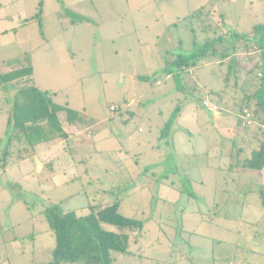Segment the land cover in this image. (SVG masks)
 <instances>
[{
  "label": "rangeland",
  "instance_id": "rangeland-1",
  "mask_svg": "<svg viewBox=\"0 0 264 264\" xmlns=\"http://www.w3.org/2000/svg\"><path fill=\"white\" fill-rule=\"evenodd\" d=\"M74 1L60 0L62 26L46 19L49 43L35 58L32 85L80 111L90 127L38 147L54 170L38 174L35 161L12 154L7 172L10 103L1 94L0 264H55L50 207L82 216L90 204L115 201L143 222L115 264H264V176L235 168L258 148L264 128L227 132L245 96L233 81L226 86L229 59L165 72L176 55L220 34L251 33L264 22V0H95L72 9ZM53 9L46 0L45 10ZM242 57L252 67L260 53ZM206 100L227 110L221 120Z\"/></svg>",
  "mask_w": 264,
  "mask_h": 264
},
{
  "label": "trees",
  "instance_id": "trees-1",
  "mask_svg": "<svg viewBox=\"0 0 264 264\" xmlns=\"http://www.w3.org/2000/svg\"><path fill=\"white\" fill-rule=\"evenodd\" d=\"M219 45L222 46L220 49ZM254 50L259 51L260 59L249 67L242 55ZM212 61L228 62L225 78L227 87L231 81L238 91H244L246 85L255 87V91L245 94L239 104L241 111L238 123H242L244 111L248 110L252 120L264 126V22L255 25L251 33L220 34L196 47L190 54L176 55L166 65L165 72L176 75L203 62ZM6 64L12 66L11 69L0 72V87L10 103L3 140V166H6L4 161L9 155L14 154L16 160L33 157L40 144L68 139L70 134L60 120L59 112H63L66 122L71 126H90L89 120L80 111L58 104L51 92L32 85L33 66L30 53L7 60ZM251 99L256 100L253 106ZM178 111L179 108L166 123L161 137L169 135ZM14 142L18 147L10 150ZM237 166L256 170L264 168V138L258 149L252 152V156L239 159ZM48 219L55 236L52 250L55 264L81 259L86 264H115V254L129 253L131 237L143 228L141 220L128 217L120 211L119 201L112 204H90L89 212L82 216L71 211H59L56 206H52ZM107 225L114 226L117 230L109 229Z\"/></svg>",
  "mask_w": 264,
  "mask_h": 264
},
{
  "label": "crops",
  "instance_id": "crops-1",
  "mask_svg": "<svg viewBox=\"0 0 264 264\" xmlns=\"http://www.w3.org/2000/svg\"><path fill=\"white\" fill-rule=\"evenodd\" d=\"M94 1L95 0H76L70 3L69 7H72L73 9V7L75 6L78 7L83 4H90L89 2H91V5L94 6ZM29 2L30 0H0V72H5L8 70V69H5V67L6 68L8 67V65L6 64L7 60L20 57L25 53H30L31 55V62H32L33 72H34L35 71V63H34L35 58L37 56H40V50L44 49L45 45L49 43V40L47 39V35H46V31L49 28L45 24L46 19L50 18V20L52 21L51 25L56 26L58 24L62 26V21H61L62 14H61V7H60L62 4L60 3V0H50V2L53 4L54 11H49V12L45 10L46 0H33V8L30 6ZM40 7L42 9H40ZM64 29L66 28L64 27ZM61 31L62 30L58 29L57 33L61 34ZM16 52L18 53V56L16 57L15 55L17 54H14V55L11 54V53H16ZM32 81H33V78H32ZM156 84L159 85L160 82L157 81ZM254 91H255V87H249L248 85H246L244 91H241V92H246L244 94H251ZM224 92L225 90L222 92V94H224ZM237 92L239 91L237 90ZM2 93L3 95L5 94L3 89L0 87V96ZM236 101H240V100H238L237 98ZM215 106L217 107L216 109L214 110L208 109V111L213 113L214 115L213 119L215 121L221 120L220 116L222 115L223 112H226L227 110H222L221 106L219 107V104ZM8 109L10 110V106L8 107ZM60 113H63V112L58 113L59 118L61 120ZM180 117L182 118L183 116H180ZM192 120H194V123H196L195 118ZM238 120H239V116L237 117L236 125L234 126L231 125V127L227 129L228 130L227 132L235 133V131L237 132V130L240 129L241 127L247 128L249 125H252L254 123H257L261 127L264 128V126L258 123L257 121L252 120L250 124H244V120H243L242 124H239ZM62 123L66 131L70 134L68 139L60 140L62 144L68 142L70 137H72V135L76 133L74 129L80 130V129H88L90 127V126H85L83 124H80L77 126H73V125L71 126L67 122L66 123L68 125H65L63 121ZM179 125L180 123L176 125V129L178 128ZM196 125L194 126L197 127ZM214 127L216 129H220V127L216 124L214 125ZM183 128H185V130H187L188 132L190 131L189 130L190 126L185 125L183 126ZM89 136L91 137V135ZM17 147L18 145H16V148ZM38 147L36 150V154L33 157H26L24 159H21V161L25 162V161H28L29 159H32L33 161H35V157H39V159L41 160L40 154L38 152ZM17 161H20V160H17ZM42 163H43V169L41 173L45 170L47 166H49L51 170H54L52 166V163H53L52 159L47 160L46 162L42 161ZM3 167H4L3 170L10 172V168L8 166H3ZM235 168L237 170H241L240 172H246L248 174H261L262 176H264V168H262L261 170L242 168V167L237 166V162L235 163Z\"/></svg>",
  "mask_w": 264,
  "mask_h": 264
},
{
  "label": "built area",
  "instance_id": "built-area-1",
  "mask_svg": "<svg viewBox=\"0 0 264 264\" xmlns=\"http://www.w3.org/2000/svg\"><path fill=\"white\" fill-rule=\"evenodd\" d=\"M204 106H205L207 109H209V110H214V109L217 108L215 105H212V104H211L209 101H207V100L204 101ZM117 109H118V107H114V106L111 107L112 112H114V111L117 110ZM244 113H245L244 124H250L251 121H252V117H251L250 112H249L248 110H245Z\"/></svg>",
  "mask_w": 264,
  "mask_h": 264
},
{
  "label": "water",
  "instance_id": "water-1",
  "mask_svg": "<svg viewBox=\"0 0 264 264\" xmlns=\"http://www.w3.org/2000/svg\"><path fill=\"white\" fill-rule=\"evenodd\" d=\"M35 162H36V172L41 173V171L43 169L42 161L39 159V157H35Z\"/></svg>",
  "mask_w": 264,
  "mask_h": 264
}]
</instances>
